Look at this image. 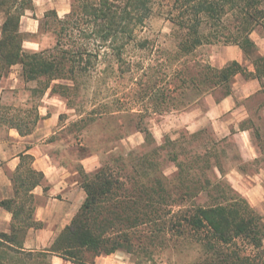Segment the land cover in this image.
Listing matches in <instances>:
<instances>
[{"label": "trees", "instance_id": "obj_1", "mask_svg": "<svg viewBox=\"0 0 264 264\" xmlns=\"http://www.w3.org/2000/svg\"><path fill=\"white\" fill-rule=\"evenodd\" d=\"M31 8L32 0H0V10L5 14L0 75L2 64L7 68L18 64L24 81H37L33 92L44 95L49 90L50 95L59 93L67 100L69 95L76 96L80 85L97 71L99 61L105 66L101 74L105 70L110 74L117 70L119 76L131 72L123 53L130 41L142 50L147 47L148 39L137 40L136 35L154 12H163L175 28L176 49L173 57L161 63L164 70L157 71L158 79L154 71L145 70L131 97L91 105L80 119L85 122L83 128L122 113L136 131L143 133V146H148L154 139L144 120L152 113L185 110L217 90L223 98L230 94L235 76L246 70V78L258 80L257 92L264 89V55L257 53L249 37L256 26L264 27V0H71L69 12L62 18L53 11L58 25L55 44L39 51L25 50L19 31L20 17ZM219 41L239 46L252 69L234 60L215 67L193 54L197 47ZM113 62L120 63L117 69ZM56 80L60 82L52 83ZM4 113L0 123L20 135L30 133L40 118L25 117L19 123L15 116ZM198 140L199 132L164 139L147 151L110 154L91 173L78 171L85 199L48 251H28L22 246L27 229L42 225L33 215L31 190L44 175L32 167L31 155L21 154L10 175L14 198L0 201L11 214L9 231L0 232V264H51L49 254L75 264H94V258L102 254L119 249L132 252L143 225L168 239L173 234L191 239L198 257L189 264H264L262 217L222 177L221 165L214 161L216 141L209 137L205 142ZM115 147L104 145L94 151L105 153ZM164 151L176 167L171 178L160 169ZM163 214L170 216L164 218ZM161 225L167 227L161 229ZM82 249L92 251L93 259L83 258Z\"/></svg>", "mask_w": 264, "mask_h": 264}, {"label": "rangeland", "instance_id": "obj_2", "mask_svg": "<svg viewBox=\"0 0 264 264\" xmlns=\"http://www.w3.org/2000/svg\"><path fill=\"white\" fill-rule=\"evenodd\" d=\"M31 10H26L25 13L28 12L35 19H38V27L34 32H21L22 44H24V40H30L37 44L38 49L25 50L39 51L52 48L56 40L54 31L58 29L54 12L49 10L43 16L37 17L35 15L37 12H34V10L30 12ZM175 37V28L165 18L163 12H154L149 18L146 27L141 32H137L136 35L137 40L148 39L147 47L142 50L133 41H130L126 51L123 53L125 60L129 61L131 72L119 76L120 73L117 70L113 74L105 70L103 71L104 74H101L100 71L105 66L103 62L99 61L96 65L97 71L92 73V77L89 80H85L84 85H80V91L76 96H68L69 100L59 93L50 95L49 90L44 95H40L39 92H33L32 90L36 87L37 81H24L21 77L20 68L19 73L13 76V78L17 79L16 82L11 81L10 78L2 80L0 114L5 112L8 116H15L16 121L19 123L25 117L34 120L37 115L40 118L36 120L33 129L44 115L57 114V122L53 127L55 133L49 135L47 140L53 143L51 151L56 154V158L67 163L71 170L77 171L74 177H79L80 180L81 176L78 171L82 167L78 160L84 156L96 154L100 165L110 154L116 155L119 152L125 153L129 150L147 151L153 145L162 144L164 139L175 140L182 135L199 132L198 141L205 142L207 137L216 141L214 161L220 163L222 177H225L233 189L247 200L264 222V89L238 100V103L244 105L247 109V117L241 120L239 115L229 116V120L232 119L233 122L229 126L220 128L221 132L214 130L209 118H204L199 128L191 131L184 123L186 118L181 116V114L184 115V113L192 109L198 114L197 117L203 116L208 108L207 98L209 97V99L214 101L219 100L222 96L220 90L207 95L185 110H168L161 114L152 113L146 117L144 125L149 129L154 139L153 144L148 146H143V133L136 131L133 125L129 124L128 116L122 113L104 118L100 123L88 124L83 128L85 122L80 121V119L87 115L91 105L116 102L115 99L117 98L121 102L127 98V95L131 97L135 93L134 89L137 90L139 88L135 83H138L145 70L154 71V75L158 79L160 75L157 71L164 70V66L161 63H166V57H173V52L176 49L174 47ZM249 37L254 43L261 41L264 38V27L256 26L250 32ZM238 50L241 49L234 43L219 41L201 45L196 48L193 54L196 57L214 63L217 59L222 62L226 59V56L233 55ZM210 56L213 57L210 58ZM243 56L246 61L240 64L249 69L248 65L252 67L250 59L244 53ZM2 65L0 76L5 74V76L9 77V68L5 64ZM112 65L113 68L117 69L120 63L116 64V62H113ZM141 65L142 69H139ZM125 66L123 65L122 67L125 69ZM173 68L175 67L173 66ZM247 71L237 74V83L248 76ZM58 82L60 81H52V83ZM235 85L237 84H231L230 92L236 89L234 88ZM0 125L6 126L3 123H0ZM241 128L249 130V135L247 136L249 141L248 148L243 144L244 138H242L243 136L239 131ZM119 136L121 137L120 139H118ZM102 140L107 142V144L101 143ZM104 145H109L110 147L117 145V148L115 147L105 153L94 151V148ZM160 169L168 178H171L176 171V167L171 158L167 157L166 151L162 153ZM217 176L221 177L218 171ZM163 215L164 218L170 216L169 214ZM164 227L166 228L167 225L160 226L161 229ZM154 229L148 225L139 227V233L137 234H140V238H134L136 239L134 240V250L130 253L121 249L116 251L121 252L124 258L132 264H189V262L197 259L198 248L191 239L175 238L174 234L168 239L166 236L163 237L161 232L154 231ZM157 233H159L158 237H156ZM152 235H155V237H151ZM81 254L86 260L93 259L92 251L82 249Z\"/></svg>", "mask_w": 264, "mask_h": 264}, {"label": "crops", "instance_id": "obj_3", "mask_svg": "<svg viewBox=\"0 0 264 264\" xmlns=\"http://www.w3.org/2000/svg\"><path fill=\"white\" fill-rule=\"evenodd\" d=\"M32 7L35 15L41 17L45 12L52 10L58 17H63L70 10V0H32ZM31 10V9H29ZM31 10L30 12H33ZM26 12L20 17L19 31L34 32L38 27V19ZM5 19V14L0 10V36L1 25ZM258 53L264 55V38L255 42ZM24 49L37 50V44L24 40ZM213 56H210L212 58ZM216 58V57H215ZM216 60V59H215ZM235 60L242 63L244 56L242 50L236 51L233 55L226 56L222 62L217 59L211 63L215 67H222L226 62ZM251 70L252 67L249 66ZM20 66L12 65L9 68V77L3 74L0 76V91L2 90V80L9 79L16 82L13 76L18 74ZM234 91L217 101L207 98L208 108L203 116H198L195 110H190L182 117L184 123L191 131H195L202 124L203 119H210L214 130L221 132L220 128L229 126L233 120L229 116L239 115L243 120L247 117V109L238 103V100L246 98L260 89V84L256 78H245L237 83L235 76ZM57 122V114L44 115L36 127L26 135H20L16 129L0 125V201L14 198L15 190L11 173L15 170L20 161L21 154H29L33 157L32 167L43 173L42 181L37 184L31 193L34 197V218L42 223L40 227H30L27 229L22 246L28 251H48L59 233L71 222L77 213L86 193L80 184L79 177H74L77 171L71 170L67 163L56 158L52 150L53 143L48 141L49 135L54 134V125ZM239 131L244 138L243 144L248 148L247 128ZM257 156L256 154H254ZM82 170L86 173L93 172L99 166V159L96 154L84 156L78 160ZM257 177V176H256ZM250 194V193H248ZM11 214L0 205V232H8L10 227ZM48 259L51 264H75L70 260H65L56 254H49ZM94 264H132L124 258L121 252H113L107 255H99L94 258Z\"/></svg>", "mask_w": 264, "mask_h": 264}]
</instances>
